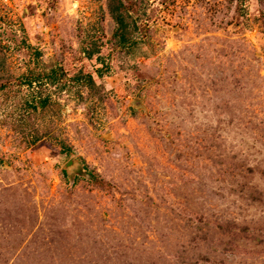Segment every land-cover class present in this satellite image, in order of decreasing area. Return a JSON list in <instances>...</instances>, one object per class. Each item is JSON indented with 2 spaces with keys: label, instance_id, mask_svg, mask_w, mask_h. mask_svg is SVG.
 <instances>
[{
  "label": "rangeland",
  "instance_id": "1",
  "mask_svg": "<svg viewBox=\"0 0 264 264\" xmlns=\"http://www.w3.org/2000/svg\"><path fill=\"white\" fill-rule=\"evenodd\" d=\"M123 1L0 0V264H264V0Z\"/></svg>",
  "mask_w": 264,
  "mask_h": 264
},
{
  "label": "trees",
  "instance_id": "2",
  "mask_svg": "<svg viewBox=\"0 0 264 264\" xmlns=\"http://www.w3.org/2000/svg\"><path fill=\"white\" fill-rule=\"evenodd\" d=\"M108 9L109 13L114 20L116 24V29L114 31V38L116 39V43L118 46L121 47H130L135 43L133 37H132V32L130 30L131 26V21H130V14L129 11L124 3L123 0H109L108 3ZM85 43L82 44V50L85 53L86 57L89 59H93L94 56L99 53V45L93 41H83ZM94 45V46H93ZM100 60H102L100 58ZM97 72L99 73L100 76H102L104 72V66L101 68L97 69ZM33 74V73H32ZM44 74V73H43ZM42 73H38L36 75L31 76L29 79H27V84L32 85L34 81H39L41 78H43ZM63 69L61 67H54L53 69L50 70V73H47V77L50 81H58L61 78H63ZM72 80L75 81H81L84 83H88L89 85L94 84V78L93 75L90 73L86 74H77L71 78ZM48 102V99H41L40 104L42 106H45ZM92 179L94 181H97L95 176L91 174Z\"/></svg>",
  "mask_w": 264,
  "mask_h": 264
}]
</instances>
